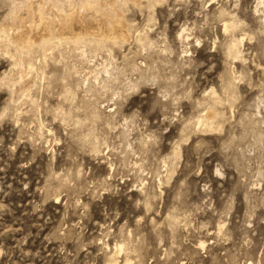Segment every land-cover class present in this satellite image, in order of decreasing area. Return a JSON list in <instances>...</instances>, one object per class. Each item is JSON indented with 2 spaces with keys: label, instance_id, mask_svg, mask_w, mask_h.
I'll return each mask as SVG.
<instances>
[{
  "label": "rangeland",
  "instance_id": "obj_1",
  "mask_svg": "<svg viewBox=\"0 0 264 264\" xmlns=\"http://www.w3.org/2000/svg\"><path fill=\"white\" fill-rule=\"evenodd\" d=\"M109 1L0 0V264H264V0Z\"/></svg>",
  "mask_w": 264,
  "mask_h": 264
},
{
  "label": "bare ground",
  "instance_id": "obj_2",
  "mask_svg": "<svg viewBox=\"0 0 264 264\" xmlns=\"http://www.w3.org/2000/svg\"><path fill=\"white\" fill-rule=\"evenodd\" d=\"M98 1L102 6L100 12L94 10L93 7L84 5L80 8V10L77 9L71 12L69 15L64 14L65 16L60 22V24L59 23H58L59 25L55 24L56 27H54V28L61 27V29H59L61 31L58 32V29L56 30L58 32V35L60 36V39L61 38L67 40L72 39L74 41L78 39L81 35L84 36L88 34L91 37H100L106 40L108 39L124 40L127 34L121 13L115 8L114 4L111 1L109 0H98ZM90 20L95 22V25H92L93 27L89 25ZM48 25L47 22L46 23L42 22L37 27L34 26L35 28L29 27L30 29L26 30V34L23 35V33H21V36H18L19 37L18 39L22 42L28 39L30 42L33 43L47 40L51 33L50 32L51 29H49ZM70 30H73V33L72 32L70 33L69 32ZM124 264H129L127 259H125Z\"/></svg>",
  "mask_w": 264,
  "mask_h": 264
}]
</instances>
